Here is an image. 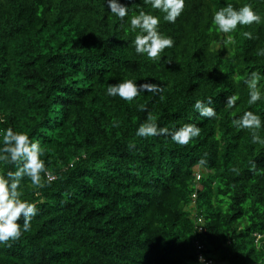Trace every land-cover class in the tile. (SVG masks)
Segmentation results:
<instances>
[{"label": "trees", "instance_id": "1", "mask_svg": "<svg viewBox=\"0 0 264 264\" xmlns=\"http://www.w3.org/2000/svg\"><path fill=\"white\" fill-rule=\"evenodd\" d=\"M120 2L133 15L150 10ZM227 3H250L262 23L219 33L211 16ZM126 28L104 0H0V137L11 127L39 141L52 176L38 190L22 180L21 198L39 212L29 232L0 246V264H202L198 253L264 264L254 243L264 233V145L230 124L249 110L264 119V100L249 106L245 84L255 70L264 85V0H185L176 23L159 26L174 40L162 61L137 56ZM123 79L161 90L131 102L105 95ZM208 98L216 119L192 107ZM149 116L201 134L184 146L137 137ZM8 168L0 162V174Z\"/></svg>", "mask_w": 264, "mask_h": 264}, {"label": "clouds", "instance_id": "2", "mask_svg": "<svg viewBox=\"0 0 264 264\" xmlns=\"http://www.w3.org/2000/svg\"><path fill=\"white\" fill-rule=\"evenodd\" d=\"M141 2L142 6H148L150 10L146 12L141 9L135 15L132 14L131 7L121 3L120 0H104V5L121 27L127 24L125 31L134 33L130 44L137 56H145L147 60L153 62L162 61V58H166L165 50L174 46V40L161 32L159 26L161 21L175 24L185 10V0H141ZM211 23L219 33L230 34L239 31L240 27L245 25L261 24L262 17L250 3H242L239 7L227 3L212 13ZM243 34L250 36L247 32ZM228 39L231 40V36ZM259 79L260 73L253 70L245 80L248 90L246 102L249 106L264 100V90H262L264 85L258 84ZM160 90L161 85L156 82L144 81L137 84L133 79H123L115 84H108L105 95L131 102L142 92L157 93ZM238 99L239 96L236 94L227 96L226 107L232 109ZM211 104L212 100L208 98L207 102L196 100L192 107L200 117L216 119L217 114ZM230 124L238 130H247L252 144L264 145V137L259 135L264 129V119L260 114L250 110L244 111L242 115L233 118ZM200 134L201 128L197 124L185 123L175 130H169L158 126L151 116L135 129L137 137L163 135L180 146L188 145ZM43 155L39 141L30 138L29 134L15 131L11 127L3 129L0 137V162L9 165V168L0 174V246H10L11 242L19 240L23 233L31 230V222L38 215L39 209L35 203L21 198L23 195L21 182L27 180L34 190H38L52 178L45 160L42 159ZM198 164L205 166L207 160L201 157ZM233 171L238 170L233 169ZM248 171H256L255 161L248 162ZM196 179H200L199 175ZM254 236L256 248L258 250L264 248L260 243L261 239H264V233L257 232ZM198 260L202 261L203 257H199Z\"/></svg>", "mask_w": 264, "mask_h": 264}, {"label": "built area", "instance_id": "3", "mask_svg": "<svg viewBox=\"0 0 264 264\" xmlns=\"http://www.w3.org/2000/svg\"><path fill=\"white\" fill-rule=\"evenodd\" d=\"M196 222L198 223V224H197V229H198V230H201V222H202V219L199 218V217H197ZM199 247H200L199 244H197V248H199ZM199 257H203V260L200 261L202 264H222V263H219V262L215 261V260L212 259V258H206L202 253H198V254H197V259H198ZM198 261H199V260H198Z\"/></svg>", "mask_w": 264, "mask_h": 264}]
</instances>
